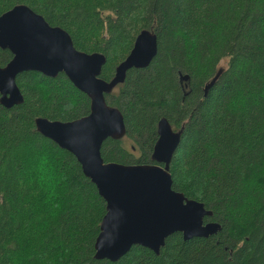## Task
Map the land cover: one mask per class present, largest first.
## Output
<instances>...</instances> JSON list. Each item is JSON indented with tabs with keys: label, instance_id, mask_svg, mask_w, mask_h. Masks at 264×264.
I'll return each mask as SVG.
<instances>
[{
	"label": "trees",
	"instance_id": "obj_1",
	"mask_svg": "<svg viewBox=\"0 0 264 264\" xmlns=\"http://www.w3.org/2000/svg\"><path fill=\"white\" fill-rule=\"evenodd\" d=\"M17 5L63 29L76 50L103 54L106 82L141 31L156 35L150 65L105 97L126 135L105 141L101 157L152 164L157 124L167 119L181 132L172 189L202 203L212 212L204 221L221 230L187 241L173 234L159 255L134 246L118 262L95 260L105 203L76 159L34 126L38 117H84L90 100L63 74L23 72V103L0 105V264H264V0H0V15ZM11 58L0 49V66Z\"/></svg>",
	"mask_w": 264,
	"mask_h": 264
},
{
	"label": "water",
	"instance_id": "obj_2",
	"mask_svg": "<svg viewBox=\"0 0 264 264\" xmlns=\"http://www.w3.org/2000/svg\"><path fill=\"white\" fill-rule=\"evenodd\" d=\"M0 49L12 55L5 66H0L3 108L11 109L23 103L16 77L30 71L51 79L63 74L90 100L89 113L84 117L68 122L38 117L34 126L41 136L76 159L83 175L105 203V215L94 243L95 260L118 262L134 246L159 255L165 240L173 234L179 233L187 241L208 238L221 230L219 223L204 221L212 217V212L202 203L172 189L169 165L179 146L181 132L173 131L167 119L158 121L152 164L105 163L101 157L105 141H118L126 135L122 113L108 105L105 97L125 81L128 71L150 65L157 54L155 34L144 30L137 35L110 82L100 78L106 64L103 54L76 50L68 33L50 26L25 5L14 6L0 15ZM182 79L187 80L188 76Z\"/></svg>",
	"mask_w": 264,
	"mask_h": 264
},
{
	"label": "rangeland",
	"instance_id": "obj_3",
	"mask_svg": "<svg viewBox=\"0 0 264 264\" xmlns=\"http://www.w3.org/2000/svg\"><path fill=\"white\" fill-rule=\"evenodd\" d=\"M226 65H227V61H226V60H223L222 62L219 63V66H218V67H220V68H222V69H225ZM123 142H124V145H125L126 149H127L130 153L134 154L136 157L139 156V152H138V150H137L138 148H137L133 143H131V142L128 140V138L124 139ZM132 147H133V148H132Z\"/></svg>",
	"mask_w": 264,
	"mask_h": 264
},
{
	"label": "flooded vegetation",
	"instance_id": "obj_4",
	"mask_svg": "<svg viewBox=\"0 0 264 264\" xmlns=\"http://www.w3.org/2000/svg\"><path fill=\"white\" fill-rule=\"evenodd\" d=\"M184 80V79H183ZM188 80V79H187ZM187 80H184V81H187ZM174 131V130H173ZM176 132V131H175Z\"/></svg>",
	"mask_w": 264,
	"mask_h": 264
}]
</instances>
